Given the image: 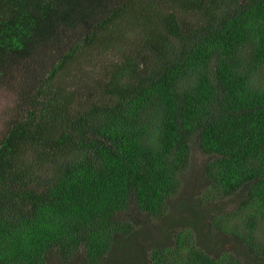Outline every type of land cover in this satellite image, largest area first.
I'll list each match as a JSON object with an SVG mask.
<instances>
[{"label":"trees","instance_id":"obj_1","mask_svg":"<svg viewBox=\"0 0 264 264\" xmlns=\"http://www.w3.org/2000/svg\"><path fill=\"white\" fill-rule=\"evenodd\" d=\"M2 88L0 264H264V0H0Z\"/></svg>","mask_w":264,"mask_h":264},{"label":"rangeland","instance_id":"obj_2","mask_svg":"<svg viewBox=\"0 0 264 264\" xmlns=\"http://www.w3.org/2000/svg\"><path fill=\"white\" fill-rule=\"evenodd\" d=\"M16 105V95L13 90L2 88L0 89V139L4 132H6L7 124L11 118V114H13V110ZM208 160V156L204 155L198 149H195L192 156L191 167L189 169V173H192L193 176L191 177L193 181H197V184L193 186L197 191V194L203 192V189L200 187V182L202 180V170L205 161ZM196 197L195 199H197ZM193 199V200H195ZM198 200V199H197ZM220 204V209L222 213L230 212L232 210V206L228 202V200H224L223 202H218ZM205 224H208L206 220ZM58 258L54 257V263L56 264Z\"/></svg>","mask_w":264,"mask_h":264}]
</instances>
